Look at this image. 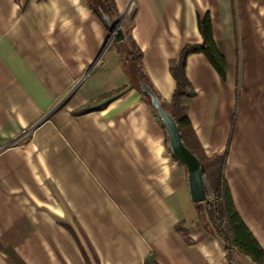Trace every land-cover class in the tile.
<instances>
[{
    "label": "crops",
    "instance_id": "0c3cea01",
    "mask_svg": "<svg viewBox=\"0 0 264 264\" xmlns=\"http://www.w3.org/2000/svg\"><path fill=\"white\" fill-rule=\"evenodd\" d=\"M113 1L164 103L210 17L225 78L190 55L184 105L264 250V0ZM108 40L85 0H0V264H229Z\"/></svg>",
    "mask_w": 264,
    "mask_h": 264
},
{
    "label": "trees",
    "instance_id": "16d2710c",
    "mask_svg": "<svg viewBox=\"0 0 264 264\" xmlns=\"http://www.w3.org/2000/svg\"><path fill=\"white\" fill-rule=\"evenodd\" d=\"M85 1L90 7L94 17L104 26L110 35V30L104 17L107 16L114 23L120 21V16L114 1ZM121 29L125 38L120 43L115 41L116 47L122 56L124 64L129 66V70L131 71L132 78L136 83L138 91L151 106L149 97L143 93L139 85L140 82H144L154 91L142 64V52L132 38L131 29L122 26ZM199 30L204 40L203 44L200 46H187L182 51L178 61L173 62L170 67V73L176 83L171 101L169 103H164L155 91L154 93L160 99L166 111L174 118L184 145L199 159L201 163L207 201L201 204H196V206L199 218L204 224V227L212 236L219 239L224 244L229 264H237L236 257H242L253 264H264V250L238 214L229 186L225 181L224 169L226 155L208 157L203 153L199 143L195 139L192 126L186 113L184 101L195 96V92L186 76V61L190 55L204 54L222 78H225L226 74L225 59L216 47L212 23L208 15L199 20ZM130 46L132 49H130ZM88 111L89 109H84L80 114L87 113ZM154 112L158 116L157 111L154 110ZM161 124L166 135L167 146L169 149L167 131L162 122ZM16 263L23 264L17 259ZM148 264H156V262L155 260H150L148 261Z\"/></svg>",
    "mask_w": 264,
    "mask_h": 264
},
{
    "label": "water",
    "instance_id": "95a60500",
    "mask_svg": "<svg viewBox=\"0 0 264 264\" xmlns=\"http://www.w3.org/2000/svg\"><path fill=\"white\" fill-rule=\"evenodd\" d=\"M107 23L110 35L107 46L112 42H122L125 38L121 29L122 19L114 23L107 16L104 17ZM143 93L149 97L152 108L157 111L159 119L166 128L169 149L172 157L181 163L188 172V185L191 200L195 204H201L207 201L205 182L202 167L199 159L184 145L178 126L172 115L163 107L160 99L154 91L144 82L139 83Z\"/></svg>",
    "mask_w": 264,
    "mask_h": 264
},
{
    "label": "rangeland",
    "instance_id": "374dc122",
    "mask_svg": "<svg viewBox=\"0 0 264 264\" xmlns=\"http://www.w3.org/2000/svg\"><path fill=\"white\" fill-rule=\"evenodd\" d=\"M128 28V27H127ZM130 49H132V47L130 46Z\"/></svg>",
    "mask_w": 264,
    "mask_h": 264
}]
</instances>
